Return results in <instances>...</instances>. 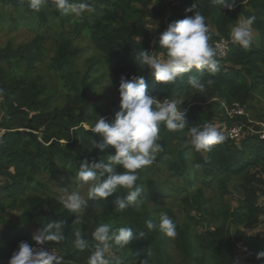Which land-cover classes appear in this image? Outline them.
I'll list each match as a JSON object with an SVG mask.
<instances>
[{
  "label": "trees",
  "instance_id": "16d2710c",
  "mask_svg": "<svg viewBox=\"0 0 264 264\" xmlns=\"http://www.w3.org/2000/svg\"><path fill=\"white\" fill-rule=\"evenodd\" d=\"M2 1L21 4L30 11L33 10L29 7L30 0H23L21 3L18 0ZM45 2L53 9L56 8L55 0ZM112 2L115 3L114 9L105 10L100 19L91 20V17L85 16L84 13H65L57 8L53 14L61 27L71 26L76 34H80L79 37L86 38L101 55L102 68L112 77L113 84L119 85L121 77L131 78L142 74L146 78L149 95L173 101L189 95L190 90L194 89L188 82L189 76L196 75L205 84L204 91H214L223 101L222 105L227 107L236 103L244 106L257 86L264 84V72L261 71V68H264V51L249 50L234 44L225 59L221 60L216 55L219 70L215 74L206 70H193V73L184 74L165 85L155 82L150 70L144 69L146 66L133 61L138 46H134L132 35L125 29L122 11L125 4L122 0ZM248 4H258L264 10L262 0H248ZM200 6L199 12L206 19L209 18L215 28V34L209 35V44L212 46L220 37L230 39V12L220 6H213L211 1ZM255 27L260 29L257 25ZM158 38L159 36L151 49L149 46L152 37L147 38L140 48L162 55L164 50L158 48ZM262 38L264 40V37ZM31 55L30 45L19 48L16 52L10 48L0 51V129L5 130L0 138V175L13 170L12 174L7 173L8 181L4 185L0 184V211L4 212L5 207H8L17 208L21 212L15 226H9L5 219L0 217V226L4 228L0 229V264H8L10 256L20 242L33 244L34 239L29 232V227L33 225L39 228V236H63L59 241H44L48 247L63 254L62 261L56 264H88V257L95 250L97 242L93 239V232L86 225V220L76 216V211L66 210L62 201L30 195L29 191L34 193L44 190L37 179L39 176H45L48 182H59L61 176L67 175L77 188L81 182L77 178L80 162L95 159L97 150L90 149L92 138L96 134L87 132L88 137L80 141L77 131L72 129L82 122L93 127L97 120L94 116H115V111L110 110L105 114L98 106L91 105L92 83L87 81V74L79 81L73 73L67 56H74L75 53L66 54L64 45L60 46V51L51 65L55 71L60 70L63 65L68 69L59 95L52 91L51 85L43 81L39 74L30 72V59L33 58ZM163 58L162 55L161 59ZM238 67L240 69H237ZM209 79L214 83L208 85ZM183 108L185 110L186 106ZM195 108L197 107L185 110L189 124L181 131L187 133L190 127L204 125L201 111ZM166 132L163 130L162 134L158 135L161 138L160 155L164 156L165 167L175 175L176 180H182L185 188L197 185L209 187L219 178L225 181L233 177L245 179L253 169L260 168L264 171V141L258 136L247 137L243 134L242 138L236 140L243 141L241 147L224 139L223 142L213 145L211 151L204 152L203 156L194 149L187 151L185 147H181V142V149L169 150L166 147V139L170 138V135ZM189 156L192 158V167L184 164ZM206 161L208 163H205ZM196 164H201L202 168H195ZM242 188L244 199L232 212L222 206H213L210 207L211 216L225 217L231 224L245 228L264 224V205L261 199L264 187L260 190L244 184ZM125 195L124 188L119 187L115 194L105 200L87 198L91 206L94 228L108 225L111 231H116L120 227H130L137 234L130 245L117 248L112 241H108L107 247L117 254L122 264H141V261L143 264H175L166 251L167 236H161L159 230L150 231L146 228L145 221L150 219L147 213L137 212L133 205L124 210L115 207V198ZM191 196L200 209V190L197 188L196 193ZM140 233L143 235L140 236ZM176 233L175 246L185 258L186 264H206L207 261L211 264H234V244L238 240L243 241L254 252L252 263L264 262V257H258V253L264 252V238L247 237L240 230L231 236L225 221L213 231L195 233L187 226H176ZM77 238L85 241L86 247L83 250L77 247ZM101 247L105 248V245Z\"/></svg>",
  "mask_w": 264,
  "mask_h": 264
},
{
  "label": "rangeland",
  "instance_id": "374dc122",
  "mask_svg": "<svg viewBox=\"0 0 264 264\" xmlns=\"http://www.w3.org/2000/svg\"><path fill=\"white\" fill-rule=\"evenodd\" d=\"M20 3L23 0H18ZM106 1V2H105ZM115 0H82L81 2L89 4L95 10L92 12H83L85 16H90L91 20L94 18L100 19L104 11H111L114 9ZM211 0H122L125 4L123 7L125 29L132 35L131 39L134 46L143 47L146 39L152 37L150 49L153 47L156 37L166 30L167 26L176 20L191 16L192 12H186L193 4L196 5L194 11H200V5L210 2ZM232 2V0H229ZM112 3V4H111ZM114 3V4H113ZM264 3V0H262ZM116 7V6H115ZM51 5L45 2L39 11H30L21 4H13L12 2H4L0 0V51L5 48H10L11 51L16 52L19 48L30 45L33 56L30 59L32 69L30 72L39 74L43 81L49 83L52 91L55 94L61 93L60 89L64 86L65 75L68 73L66 65L58 71H55L51 65L60 51V46L65 47V53H75L74 56H67L72 71L77 75L79 81L87 74V81L92 83V94L90 95L91 105L98 106V109L105 111V114L110 110L115 113L119 111V85L112 83V77L102 68V57L95 51L94 47L86 38L79 37L71 26L61 27L58 23L57 17L53 14ZM232 16L231 29L241 19H246L250 16H255V22L252 25V43L249 50L264 51V10L258 4L256 6H249L248 0H235V6L232 10H228ZM205 23L208 27V35L215 34V28L212 26L209 18H205ZM255 25L260 29H256ZM140 37V38H139ZM234 45H237L234 43ZM153 54L162 58V55ZM237 69H240L238 67ZM264 72V68H261ZM192 88V87H191ZM59 89V90H58ZM59 95V94H58ZM159 100L165 97H155ZM2 99L0 98V102ZM178 108L185 110L197 107L201 111V118L203 124H211L220 131L224 139L225 130L232 123L241 122L244 126L243 132L247 137L258 136L261 138V133L264 131V84H259L253 91L252 97L245 103L244 106L239 104L243 109L244 115H231L224 110L223 101L217 96L214 91L200 92L197 89H191L189 95L182 96L180 99L173 100ZM237 104V103H236ZM60 105V104H59ZM97 109V110H98ZM97 120L99 117L94 116ZM112 121L114 116L108 115L105 117ZM96 120V121H97ZM95 121V120H94ZM95 121V122H96ZM94 122V123H95ZM91 126L82 122L72 130L77 131L78 139L82 141L91 132ZM163 130H166L170 138L166 139V144L169 150L185 147L187 151L194 148L190 143V137L184 131H170L163 124L160 126L158 135H161ZM159 137V136H158ZM160 137L158 143L160 144ZM243 140V139H242ZM264 141V139H263ZM243 141L230 140V144H235L241 147ZM65 144L64 141H61ZM161 145V144H160ZM181 149V148H180ZM109 148L104 153L97 151L95 159L107 160V155L111 153ZM160 151L156 154L155 160L151 165L144 166L137 170L138 180L136 185L143 189L141 198L143 203L137 207L133 204V208L137 212L147 213L149 218L156 221L160 213H166L176 226H187L192 232L204 233L205 231H213L222 221H225L226 228L229 229L231 236L240 230L247 237H262L264 238V224L259 223L251 228H245L231 224L230 220L226 218H217L211 216L210 207L222 206L228 212H232L239 203L244 199L243 186L249 185L252 188L260 189L264 187V171L262 169H253L248 172L245 179L241 177H233L228 180L217 179L215 183L210 184L209 187L197 185L196 187L185 188L182 180H176L175 175L165 167L163 162L164 156L160 155ZM205 155L204 152H198ZM180 165V161H178ZM188 167H192V158L189 156L184 163ZM7 173H13L9 170ZM0 175V184L4 185L8 181V174ZM41 188L40 192H31L30 195H37L45 198H52L62 201L72 192L80 194L82 199L86 201L81 208L75 212L86 220V225L91 228L92 232L96 228L93 227L91 206L87 200V193L89 183L80 182L76 188L73 186L70 178L67 175L61 176L59 182L50 181L45 176L37 177ZM248 183H247V181ZM246 181V182H245ZM214 182V181H213ZM225 182V184H224ZM224 184V185H223ZM200 190V206L199 209L194 201H192L191 194L196 193V189ZM264 188H262L263 190ZM127 194V189L124 188ZM188 197V201H187ZM8 204V202H7ZM7 204L5 206H7ZM115 209V207H113ZM20 210L17 208L10 209L5 207L4 212L0 211V217L5 219L9 226L17 224V217L20 215ZM220 221V222H217ZM0 229H4L0 226ZM30 235L35 238L39 236V228L37 226L29 227ZM161 232V231H160ZM161 236L165 235L161 232ZM237 241V240H236ZM239 242V240L237 241ZM236 243V242H235ZM166 251L173 259L175 264H186L185 258L175 246V237H166ZM105 259L114 261L117 254L109 249L104 248ZM63 254L57 252L55 258L51 263L62 261ZM234 264H255L253 260H243L240 255L234 254L232 259ZM206 264H211L207 261ZM264 264V262H259Z\"/></svg>",
  "mask_w": 264,
  "mask_h": 264
},
{
  "label": "clouds",
  "instance_id": "9594fccd",
  "mask_svg": "<svg viewBox=\"0 0 264 264\" xmlns=\"http://www.w3.org/2000/svg\"><path fill=\"white\" fill-rule=\"evenodd\" d=\"M45 0H30L29 7L39 11ZM213 6L232 10L235 0H211ZM55 7L62 12H72L77 15L95 9L89 4L79 0H55ZM193 4L186 12H192L191 16L171 22L158 38V48L163 49V59L153 54V50L140 48L133 61L138 65L146 66L155 82L168 84L174 82L184 74L206 70L210 74L218 72V60L216 50L209 44L208 27L205 16L199 11H194ZM256 17L250 16L241 19L232 28L231 40L242 48L250 47L252 43V25ZM140 38V37H139ZM189 84L192 88L203 92L205 84L196 75H190ZM214 81L209 79L208 85ZM147 81L144 75H134L131 78L121 77L119 93V111L115 113L114 119L108 122L103 116L91 128L96 134L92 138V149L104 153L110 148L112 151L107 155V160L93 159L82 160L79 164L77 178L89 183L88 199L105 200L116 193L119 187L126 188L127 194L116 197L114 205L118 210H124L130 205L137 207L143 203L141 194L143 189L136 185L138 180L137 170L151 165L156 154L161 150L157 142L158 132L161 124L170 131L184 130L188 127L186 111L177 104L165 98L159 100L147 93ZM190 143L197 152L211 151L215 144L223 142V134L211 124L193 126L188 128ZM205 163H208L206 161ZM195 168H202L196 164ZM86 201L79 193L72 192L62 200V204L69 212L78 211ZM59 225H57L58 227ZM148 230H159L167 237L176 236V225L166 213H160L156 221L149 219L145 221ZM51 227V226H49ZM93 239L97 242L95 250L88 257V264H122L119 257L114 261L105 259L104 248L112 241L115 247L122 248L130 245L137 236L130 227H120L111 231L108 225H99L93 232ZM140 236L143 233L139 234ZM79 237V233H77ZM36 242L43 244L45 239L62 240L61 234L50 236H37ZM78 248L83 250L86 245L83 239L75 241ZM258 257H264V252L258 253ZM53 258L47 252H37L32 244L22 241L18 248L12 253L8 264H51ZM143 264V261H141Z\"/></svg>",
  "mask_w": 264,
  "mask_h": 264
},
{
  "label": "built area",
  "instance_id": "2783aa9c",
  "mask_svg": "<svg viewBox=\"0 0 264 264\" xmlns=\"http://www.w3.org/2000/svg\"><path fill=\"white\" fill-rule=\"evenodd\" d=\"M234 42L230 39L225 38H217V40L213 43L212 47L216 50L218 57L223 60L226 58L231 45ZM224 106V105H223ZM224 110L227 113H231V115H244L243 109L239 107V104H233L231 107L224 106ZM244 126L241 122L232 123L230 126L225 130V135L228 140H239L242 138ZM5 130L0 129V138L4 134ZM261 133L262 140L264 139V131L259 132ZM262 203L264 205V193L261 197ZM33 247L36 249L37 252H47L52 258H55L57 252L50 247H48L45 243L39 244L36 242V239L33 242ZM234 254L240 255L243 260H251L254 257V252L249 249L248 246L245 245L243 241L236 242L234 244Z\"/></svg>",
  "mask_w": 264,
  "mask_h": 264
}]
</instances>
